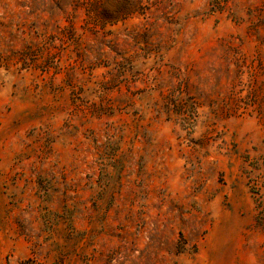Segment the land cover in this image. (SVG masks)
Returning a JSON list of instances; mask_svg holds the SVG:
<instances>
[{"label": "rangeland", "instance_id": "obj_1", "mask_svg": "<svg viewBox=\"0 0 264 264\" xmlns=\"http://www.w3.org/2000/svg\"><path fill=\"white\" fill-rule=\"evenodd\" d=\"M0 264H264V0H0Z\"/></svg>", "mask_w": 264, "mask_h": 264}]
</instances>
